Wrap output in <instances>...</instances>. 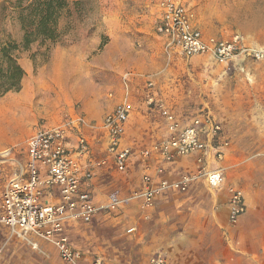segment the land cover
<instances>
[{"label":"rangeland","instance_id":"rangeland-1","mask_svg":"<svg viewBox=\"0 0 264 264\" xmlns=\"http://www.w3.org/2000/svg\"><path fill=\"white\" fill-rule=\"evenodd\" d=\"M66 1L67 8L58 20V40H39L15 52L25 76L19 92L0 97V153L11 150L5 158L0 155V194L24 163L26 141L37 125L59 123L73 107L98 121L119 103L125 84L137 107L132 124L157 134L160 117L144 115L141 110L151 81L157 97L178 117L207 110L217 117L229 139L228 153L221 161L226 184L222 189L205 190L224 202L228 189L239 187L247 199V214L220 239L214 235L211 245L192 244L188 250L209 252L216 249L218 240L237 254L255 251L253 231L240 227L264 220V59L220 64L167 52L154 31L156 10L149 0ZM15 2L0 0V46L22 43L24 31ZM187 4L206 34L228 38L240 33L264 50V0H187ZM85 98L94 103L90 111L95 116L83 109ZM144 140L150 142V136ZM105 177L102 191L118 189L129 194L139 189L137 171L128 175L110 171ZM186 197L178 193L163 211L154 206L144 212L123 209L100 224L73 231V240L119 264H142L162 248L172 223L197 226L196 200ZM218 197L210 220L220 228L228 223L226 206L216 207ZM204 216L209 221V213ZM38 242L39 250H34L0 225V264H62L51 244Z\"/></svg>","mask_w":264,"mask_h":264},{"label":"built area","instance_id":"built-area-1","mask_svg":"<svg viewBox=\"0 0 264 264\" xmlns=\"http://www.w3.org/2000/svg\"><path fill=\"white\" fill-rule=\"evenodd\" d=\"M149 1L156 10L154 31L163 39L167 52L178 53L186 60L204 57L220 64L264 59V50L240 33L228 38L206 34L195 23L187 0ZM125 86L119 103L98 121L73 107L59 123L37 125L26 141L24 163L18 165L0 194V225L34 250L39 249L36 239L51 244L63 264H117L77 248L68 235L76 225H89L100 216L113 215L133 204L147 211L159 195L184 193L197 180L211 189L224 185L220 163L229 142L212 114L203 111L178 117L157 97L150 81L141 110L144 115L155 113L160 117L162 134L149 145L138 147L127 135L137 109ZM10 151L0 155L5 158ZM193 154H197L193 173L175 180L153 181L152 160L171 164ZM135 165L141 168V188L129 194L107 190L103 199L98 198L95 177L99 171L127 174ZM156 172L162 173L163 168L157 167ZM245 211L243 191L229 188L228 224H237ZM145 264L173 263L164 255H155Z\"/></svg>","mask_w":264,"mask_h":264},{"label":"crops","instance_id":"crops-1","mask_svg":"<svg viewBox=\"0 0 264 264\" xmlns=\"http://www.w3.org/2000/svg\"><path fill=\"white\" fill-rule=\"evenodd\" d=\"M159 99H161V97H159ZM92 104H94V103H91L89 98H85V100L83 102V109H85V111L90 116H95V114L90 111ZM141 108H142V106H141ZM136 109H137V107H136ZM207 111L210 112L209 110H207ZM210 113L212 114V112H210ZM148 116H149V114H148ZM212 116L218 121L217 117L214 114H212ZM132 123H133V120L129 125L127 135L129 137V140H131V142L134 145H137L138 147H143V146L149 145L151 143V141L155 140L157 137H160V135L162 134V130L156 134L153 131V129L145 131L144 127H142L141 125L136 124L134 126ZM218 123H220V125L222 126L220 121H218ZM222 130H223L224 138H226L229 142L228 136H227L225 130L223 129V126H222ZM146 136H150V139H151L150 142H146V140H144V139H146ZM227 149H229V148H227ZM196 157H197V154H193V155H190L188 157L180 158L171 164H162L161 161H159L158 159L152 160L151 166H150V172H151V176L153 178V181L158 182L159 179H161V178H167L169 180H175L184 174L193 173L195 171V159H196ZM225 158H226V156H225ZM225 158H224V160H225ZM213 166H216V164H213ZM157 167H162L163 172L160 174L157 173L156 172ZM135 171L140 173V181H139L138 187L141 188V186H142L141 168L138 165H135L127 174H124V175L131 174ZM106 174H109V173L99 171L97 176L95 177L96 192H98V196H99L98 198L99 199L104 198L103 192H105V191H102L100 187H101V185H104V184H101V181L103 182L104 178H106L105 177ZM224 178H225V175H224ZM129 182L131 183V181H129ZM225 184H226V178H225V182H224L223 187H225ZM205 187H207L208 189H211L206 185V183L203 180H197L190 185L189 189L186 192L179 193V194H186V196H187L186 199H194V201L196 200V202H195L196 206L195 207L199 211L197 214V219H198L197 224H196L197 226L193 227V226H189L187 224L185 226L184 225L178 226L177 224L172 223L171 226H169V228H171L172 231L168 232V234L166 235L167 240L166 241L164 240L162 242V245H161L162 248L157 249V253L153 254L152 256L164 255L173 264H264V222H263L264 220H261V218H259L258 221L250 223V224H244L243 223V224H241V227H240V230H242V231L243 230L244 231H247V230L253 231L252 232L253 233L252 234L253 241L255 243H257V248L255 251L246 250L245 255L237 254L234 251L228 250L225 247V245L222 244L221 242H219L218 240L216 241L217 247L215 250L213 249V250H210L209 252H207V250L205 249V251H203V253H200L198 251H197V253H195V252L192 253L191 251L188 250L189 245H192V244L194 246H198V247H206V246L211 245V243H212V241H214V239H216L218 237H219L218 239H220V237H221L220 235L225 234L226 231H228L229 228H231V227H229V226H231L229 224H227V226L226 225H220V228H219V226L215 225L210 220V214L212 212V206H213L214 200L216 203V201H217L216 198L218 197V195H217V197L215 195L213 198V195L211 193H209L207 190H205ZM222 188H220V189H222ZM236 188L241 189L239 187H236ZM241 190L243 191V194L245 197V203H246L247 199H246L244 190L243 189H241ZM176 195H178V192H170V191L159 195L156 198V201L154 204L155 210L163 211L164 209H166V206L171 204L176 199ZM205 196L208 197L207 198L208 201H206L207 199H202ZM218 200H219V197H218ZM224 200H225L224 202H222V200H219V205H217V206L215 205V206L216 207H222L223 205H225L227 208L228 194L226 195ZM129 207L132 208L133 210H139L137 208L136 204H133ZM129 207H127V208H129ZM124 209H126V208H124ZM247 211H248V207H247V203H246V211L241 216V218L245 214H247ZM119 212H117L113 215H110V216H100L89 225H83V224L76 225L74 228H72L68 231V235L70 236V239L72 240L74 245L77 248L84 251L85 253H87L88 255L99 254L98 252H95V251L90 250L88 248H84V246H82L80 243L74 242L73 237H72V232L73 231H80L79 229H81L84 226H90L93 224H100L101 222H99V221H101L102 219L112 218L116 214H118ZM140 212H144V211L140 210ZM206 212L209 213V221H206L205 216L203 218H201V215L206 214ZM226 219H227V217H226ZM239 224H238V227H239ZM133 229H135V228L132 226L130 230L133 231ZM194 231H196L197 233L194 234ZM214 235L216 236V238L214 237ZM36 241L38 242L39 239H36ZM41 241H43V240H41ZM238 244H239V246L240 245L243 246V244L241 243V240H238ZM38 245H39V242H38ZM40 251H42V250L40 249ZM56 254H57V252H56ZM101 256L104 257L103 255H101ZM152 256H150V257H152ZM57 257H58V255H57ZM150 257H148V259ZM104 258L108 262L119 264L116 261L107 259L106 257H104ZM147 260L142 264H145L147 262Z\"/></svg>","mask_w":264,"mask_h":264},{"label":"trees","instance_id":"trees-1","mask_svg":"<svg viewBox=\"0 0 264 264\" xmlns=\"http://www.w3.org/2000/svg\"><path fill=\"white\" fill-rule=\"evenodd\" d=\"M20 9V24L24 31L20 45L7 42L0 46V97L21 90L25 71L15 54L27 50L33 43H55L59 38L58 20L67 8L66 0H16Z\"/></svg>","mask_w":264,"mask_h":264}]
</instances>
